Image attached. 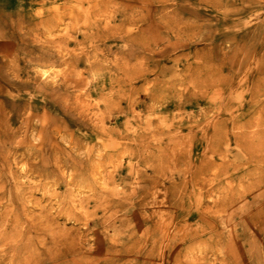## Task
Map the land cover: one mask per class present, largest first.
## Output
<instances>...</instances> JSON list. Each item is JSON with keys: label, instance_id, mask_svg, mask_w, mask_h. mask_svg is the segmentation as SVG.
<instances>
[{"label": "rangeland", "instance_id": "obj_1", "mask_svg": "<svg viewBox=\"0 0 264 264\" xmlns=\"http://www.w3.org/2000/svg\"><path fill=\"white\" fill-rule=\"evenodd\" d=\"M264 0H0V264H264Z\"/></svg>", "mask_w": 264, "mask_h": 264}, {"label": "bare ground", "instance_id": "obj_2", "mask_svg": "<svg viewBox=\"0 0 264 264\" xmlns=\"http://www.w3.org/2000/svg\"><path fill=\"white\" fill-rule=\"evenodd\" d=\"M263 122V121H262ZM264 123V122H263Z\"/></svg>", "mask_w": 264, "mask_h": 264}]
</instances>
